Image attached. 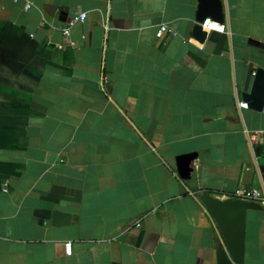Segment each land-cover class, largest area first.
<instances>
[{
    "label": "crops",
    "instance_id": "crops-1",
    "mask_svg": "<svg viewBox=\"0 0 264 264\" xmlns=\"http://www.w3.org/2000/svg\"><path fill=\"white\" fill-rule=\"evenodd\" d=\"M221 1L200 43L196 0H0V264H217L199 195L264 192V111L242 108L264 0ZM261 206L243 264H264Z\"/></svg>",
    "mask_w": 264,
    "mask_h": 264
},
{
    "label": "water",
    "instance_id": "water-1",
    "mask_svg": "<svg viewBox=\"0 0 264 264\" xmlns=\"http://www.w3.org/2000/svg\"><path fill=\"white\" fill-rule=\"evenodd\" d=\"M196 24L193 27V37L202 43L206 32L201 25L210 19L223 25L224 6L221 0H196ZM242 101L253 111L261 112L264 107V69H258L253 77L249 93L242 94ZM196 153L177 156L175 159L177 173L180 179L188 180L193 171L192 162ZM199 201L211 215L218 226L224 247L216 252L217 264H243L245 251V226L246 213L250 209H261L258 203L247 202L239 199L220 200L208 193L199 195ZM69 221L68 215L53 214L54 225H65Z\"/></svg>",
    "mask_w": 264,
    "mask_h": 264
},
{
    "label": "built area",
    "instance_id": "built-area-1",
    "mask_svg": "<svg viewBox=\"0 0 264 264\" xmlns=\"http://www.w3.org/2000/svg\"><path fill=\"white\" fill-rule=\"evenodd\" d=\"M13 1H17V0H13ZM29 8V4H27L25 6V9ZM86 19V13H78L76 14L70 21H69V26L62 29V33L64 35V37H68L69 36V29L71 26L78 24V23H82L84 22V20ZM202 30L207 32V31H216V32H220L222 33L224 31V26L220 25L217 22H214L210 19H207L202 25ZM165 34H170V35H175L174 31H172L171 29H169L166 25H160L155 33V37L156 38H161L163 37ZM255 72H252V76L254 77ZM242 108H247V104L244 103L242 104ZM263 111H264V107H263ZM260 136H264V132L259 134ZM257 137V135H254L253 138ZM239 199V200H243V201H247V202H253V203H258L260 205H264V192L261 191L260 189H256V188H244L241 187L240 189H237L232 195H229L227 197H225L223 200L225 199ZM136 227H139V224H136ZM64 249H65V253L66 254H70L72 247L70 243H66L64 245Z\"/></svg>",
    "mask_w": 264,
    "mask_h": 264
}]
</instances>
